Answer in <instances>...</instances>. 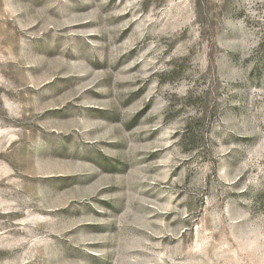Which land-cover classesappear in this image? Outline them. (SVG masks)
Segmentation results:
<instances>
[{"label":"rangeland","instance_id":"374dc122","mask_svg":"<svg viewBox=\"0 0 264 264\" xmlns=\"http://www.w3.org/2000/svg\"><path fill=\"white\" fill-rule=\"evenodd\" d=\"M0 264H264V0H0Z\"/></svg>","mask_w":264,"mask_h":264}]
</instances>
